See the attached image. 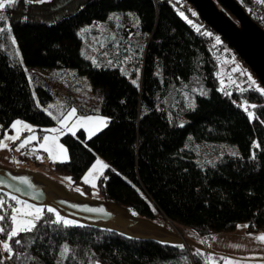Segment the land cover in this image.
Wrapping results in <instances>:
<instances>
[{"label":"trees","instance_id":"obj_1","mask_svg":"<svg viewBox=\"0 0 264 264\" xmlns=\"http://www.w3.org/2000/svg\"><path fill=\"white\" fill-rule=\"evenodd\" d=\"M236 1L245 10L264 8V0ZM5 15L0 27L11 32L0 33L1 128L10 129L16 118L38 127L54 124L42 106L56 95L73 100L67 106L75 104L71 71L86 76L99 96L97 110L90 103L78 112L108 118L107 127L90 138L83 129L63 134L68 159L50 163L52 171L88 190L82 176L100 156L108 163L96 183L102 199L180 225L200 242L239 222L248 231H264L262 87L250 70L244 92L227 71L220 78L214 59L219 47L190 28L200 21L192 6L183 9L176 0H67L44 9L34 0H18ZM241 99L257 105L250 110L253 119L237 106ZM19 157L37 165L30 148ZM15 196L0 187V215L6 217L0 227L9 231ZM53 220L45 210L33 231L9 241L11 259L0 249L4 264H58L65 245L71 251L62 264H205L201 244L131 237L98 222L64 227ZM6 238L0 233V241Z\"/></svg>","mask_w":264,"mask_h":264},{"label":"rangeland","instance_id":"obj_2","mask_svg":"<svg viewBox=\"0 0 264 264\" xmlns=\"http://www.w3.org/2000/svg\"><path fill=\"white\" fill-rule=\"evenodd\" d=\"M66 1L67 0H43L42 3H36L34 0L37 7L44 9L56 8ZM219 52L230 53V50H228L226 47L223 46L219 50ZM214 57L215 60H217L218 62V66H220L219 68L220 78L223 79L225 77V71H227L229 76L231 73H237L239 78L243 77V79L250 82L249 77H251V75L248 72V70L250 69L249 68L247 69L246 66L241 65L236 58L234 59L233 62L230 63L229 59L226 57L220 58L217 57L216 55ZM233 69H237V70L233 71ZM35 70L40 71V73H43L44 71L42 70L45 69L36 68ZM71 74L75 79V82L77 83L76 89L78 92H76V94L77 93L78 94H77V99L75 100V104H71L70 106H67V104H69V102L73 100H69L67 99V97H64L62 95H60V97L56 95L55 98L52 99L47 106L44 107L42 106V109L44 110L46 109L47 110L45 111L46 113L48 111H51L53 115H56L60 118H63L64 115H67V112L72 108H75L77 110L76 117L92 116L94 118L95 117L107 118L106 116L99 113L84 115L78 112V106L90 105V103L93 106V108L97 110L99 107L98 104L99 101L97 102L96 99H98L99 96H97L96 91L91 89V86L86 76L84 75L82 76L77 73H74V71H71ZM224 81L229 82L228 80H224ZM241 101L243 102V104L246 103L250 105V102H248L247 99H241ZM49 105H52L53 107L49 108L48 107ZM250 110L251 108H249V111ZM76 117H73L68 122V126H71V124L75 122ZM16 120L23 121L25 122V124L31 125L34 128L35 139L25 148L28 149L30 148L31 150L36 149L33 152L35 153V159L37 161V165L31 162L22 161L19 157V154L22 153L25 148L17 151L16 145H18L20 141L23 140L25 137L33 135V133L29 132L27 129L20 130L22 129L21 125H17V128L13 129L11 125ZM53 120L55 121L54 124L38 127L35 124L30 123L26 120H23L21 118H16L15 120L12 121L9 127L10 129H2L0 126V140H3L5 135L7 136H13L17 134L19 135V139L16 141H11V140L6 141V143L8 144V148L0 149V168L9 170L15 174L30 175L36 183L44 184L47 186V191L51 196V198L66 199L76 203H84L90 205H103L109 208L111 211L119 214L122 218L130 221L129 224L98 222V224L103 227L114 228L119 232L131 237H151L159 241L168 242L171 244H179L186 242L190 244L193 243L194 245L201 244L203 246V250L205 251V264H264V240L254 239V237L264 234V231L261 230L257 232L248 231L247 227H243V225H247V223L245 222H239L231 231L218 232L212 234L209 238H205L204 241H202V239L200 238L202 241L200 242L199 240L194 239L192 237L190 231L184 229L180 225L173 224L166 219L160 218L159 216L154 217V216H148L138 213L132 210L131 208L115 204L111 200L102 199L98 194L97 184H96L98 176L105 169L102 167V165H98L97 169L93 170V172L89 174V183H85L82 179L83 183L88 185L89 187L88 190H86V188L84 189L81 184L73 185L71 183V180L66 179L69 178L68 175H64L56 171H52L51 167L49 166L50 163H52L54 160L65 161L68 159V153H67V157L65 158L63 154V150L60 149L59 147V145H63L64 148L66 149L65 145L60 140L62 135H60L59 132L51 133L47 131L48 129L60 127V125L57 123V120L55 119ZM94 124H95V120L85 122L83 127H77L76 129H74L75 135L78 129H83L85 136L88 138L90 135V131H94ZM85 129H88V131H86ZM40 131L42 132L39 135ZM65 133H71V132H68L67 129L65 128L64 134ZM46 135L49 137L52 136L58 137L56 141L50 139L47 142V146L52 150V154H53L52 159H49L48 152L44 151L43 148L39 147L40 144L45 143L43 137ZM37 157H40V159H38ZM97 159L102 161L103 164L108 165L107 161L104 158L100 156H96L91 166L96 162ZM91 166L89 168H91ZM89 168L82 177H84L85 174L88 173ZM93 185H95V187H93ZM77 188L80 189L79 192L76 191ZM15 197L17 199L15 200L16 205L14 208L22 209L23 212H28V211L34 212L36 207L41 208L43 212L47 210V208L51 207L56 209V211L59 212V214L62 217H66L68 219L78 221L77 225L89 223L86 219L72 215L67 211H65L64 209H61L60 207L53 204L50 200L37 202L17 195ZM25 203L27 205H31L34 207L26 208ZM53 216L55 219L56 218L55 213H53ZM19 218L22 217L18 214V219ZM23 218H29V217H23ZM237 225H240L241 227H237ZM213 237H215V239H213ZM5 240H7V238ZM191 249L192 248H190L188 251H191Z\"/></svg>","mask_w":264,"mask_h":264},{"label":"water","instance_id":"obj_3","mask_svg":"<svg viewBox=\"0 0 264 264\" xmlns=\"http://www.w3.org/2000/svg\"><path fill=\"white\" fill-rule=\"evenodd\" d=\"M188 1L200 20L224 40L254 74L259 85L264 88V29L250 18L236 0ZM25 180L27 183L24 182ZM0 187L12 194L37 202L50 200L61 209L84 218L89 223H130L129 220L103 205L51 198L39 183L27 174H15L0 168ZM89 209H103V211H90Z\"/></svg>","mask_w":264,"mask_h":264},{"label":"snow or ice","instance_id":"obj_4","mask_svg":"<svg viewBox=\"0 0 264 264\" xmlns=\"http://www.w3.org/2000/svg\"><path fill=\"white\" fill-rule=\"evenodd\" d=\"M26 2H33V0H26ZM36 3H42L43 0H35ZM18 3V0H0V21H6L7 17L5 15V11L6 9L9 8H13L16 4ZM131 15V14H129ZM180 15L187 19L186 17H184V14L181 12ZM193 15H195V13H193ZM113 17L110 16L109 19H112ZM118 19V17H117ZM189 23H191V21H188ZM197 31H199V28H197ZM9 33L11 32V28L10 26H5V27H0V33ZM206 35L211 36V33H205ZM216 42L219 43V37H216ZM12 43L15 44V39H12ZM127 59H130V57H128ZM93 63H95V60H93ZM237 69H233V71H236ZM137 74H138V70H137ZM243 74V73H241ZM249 79L251 80V77H249ZM133 84H136L137 81L133 80L132 81ZM252 84H255V81H252ZM262 95H264V88H258L257 89ZM241 92L246 91V89H240ZM203 94V93H202ZM39 106V104H38ZM49 108L53 107L52 105L48 106ZM241 107L244 108V111L247 113L249 119H253L254 118V113L252 111H249V108H256L257 105H248V104H242ZM45 111H47L45 109ZM76 109L72 108L71 110H69L67 112V115H64L63 118H60L56 115H53V113L51 111H48L47 114L49 116H51L53 119L57 120V123L60 125L59 128H52V129H48L47 131L51 132V133H56L59 132L60 135L64 134V130L65 128L67 129L68 132H71L73 135H75V131L74 129H76L77 127H83L85 122H89V121H93L95 120V124H94V131H90V135L89 138L91 137V135H95L97 132L101 131L103 128L107 127L108 125V118H104V117H92V116H79L76 117ZM76 117V120L74 123L71 124V126H68V122L73 118ZM17 125H21L22 129H27L29 132H32L33 135L27 136L25 137L23 140L20 141V143L18 145H16V150L19 151L20 149L25 148L28 144H30L34 139H35V135H34V128L31 125H27L25 124V122L20 121V120H16L13 122V124L11 125V127L13 129L17 128ZM86 131H88V129H85ZM19 139V135H13V136H7L5 135L3 140H0V149H5L8 148V144L6 143V141L11 140V141H16ZM53 140L56 141L58 139L57 136H44L43 140L45 141L44 144H40L39 147L43 148L44 151L48 152L49 154V159H52V150L47 146V142L49 140ZM60 149L63 150V154L65 156V158L67 157V149L64 148L63 145H59ZM253 147H259L258 144H256L255 142L253 143ZM36 149H33L32 151H35ZM235 154V153H233ZM38 159H40V157H37ZM255 158V156L253 155V159ZM53 162H56L55 160ZM60 162H64V160H61ZM98 165H102L103 168H107L108 165L103 164L102 161H100L99 159L96 160V162L91 166V168H89L88 173L85 174L84 177H82L83 181L85 183H89V174L93 172V170L97 169ZM106 178V177H105ZM23 179V178H22ZM66 179H71V178H66ZM25 183H27V181H24ZM93 187H95V185H93ZM76 191H80L79 188L76 189ZM12 199H17L16 197H12ZM19 202V201H18ZM4 202L3 200H0V205H2ZM25 207L26 208H32L34 206L31 205H27L25 203ZM90 211H103V209H89ZM47 211L49 213H55V220L51 221V223L53 224H62L64 227H70V226H74L78 224V221L75 220H71L68 219L66 217H62L59 212L56 211V209L54 208H47ZM12 215L10 217L11 219V230H7L5 227H0V233H6L7 234V240L4 241H0V249H2L4 252L8 253V256L6 257L7 259H11L12 255H13V248L12 245L8 242L13 240L14 238L18 237L20 233H25V232H31L33 231V229H35L37 227V222L40 221L42 219L43 216V212L42 209L39 207H36L34 212L33 211H28V212H23L22 209L19 208H12ZM18 214L22 217L18 219ZM23 217H29V218H23ZM6 219L5 216L0 215V221H4ZM237 227H241L240 225H237ZM243 227H248V225H243ZM213 239H215V237H213ZM254 239L257 240H264V234H261L260 236H256L254 237ZM15 243L16 244H20L21 241L19 239H15ZM70 248L65 245L62 247V251L60 253L61 256V261L58 262V264H62V260L68 257V254L70 253ZM0 264H4V260L0 259ZM96 264H99V262L97 261Z\"/></svg>","mask_w":264,"mask_h":264},{"label":"built area","instance_id":"obj_5","mask_svg":"<svg viewBox=\"0 0 264 264\" xmlns=\"http://www.w3.org/2000/svg\"><path fill=\"white\" fill-rule=\"evenodd\" d=\"M158 0H154V2L156 3ZM180 2V6L183 9H187L188 7L191 6V4L189 3L188 0H176ZM245 12L250 16V18H252V20H254L262 29H264V8L259 7V6H255L252 8H248L245 10ZM190 28L192 29V31L198 35L199 37H201L202 39H204L206 42L209 43H215L216 42V37L214 35V32L203 22V21H195L192 22L190 25ZM197 28H199V31H197ZM205 33H211L212 35H206ZM216 45L219 47L218 51L216 53H214V56L216 55L217 57H226L229 59V62H233L234 59L236 58V55L234 54V51H232V49H230V53H220L219 50L222 48L219 46V44L216 42ZM229 50V49H228ZM215 59V57H214ZM230 78L232 80H235L242 89L247 88L250 84L249 81H246L245 79L239 78L237 73H231L230 74ZM243 104V102L241 100L237 101V106L240 107L241 109L244 110L243 107H241V105Z\"/></svg>","mask_w":264,"mask_h":264}]
</instances>
